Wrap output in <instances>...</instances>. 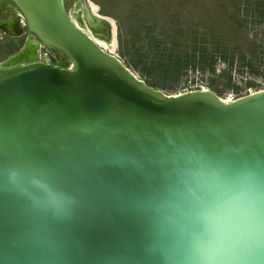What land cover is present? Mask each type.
Listing matches in <instances>:
<instances>
[{
  "label": "water",
  "instance_id": "water-1",
  "mask_svg": "<svg viewBox=\"0 0 264 264\" xmlns=\"http://www.w3.org/2000/svg\"><path fill=\"white\" fill-rule=\"evenodd\" d=\"M12 1L71 65L0 66V264H181L163 206L194 163L258 193V243L231 264H264V88L167 94L63 0ZM82 3L91 26L111 22Z\"/></svg>",
  "mask_w": 264,
  "mask_h": 264
},
{
  "label": "rangeland",
  "instance_id": "rangeland-1",
  "mask_svg": "<svg viewBox=\"0 0 264 264\" xmlns=\"http://www.w3.org/2000/svg\"><path fill=\"white\" fill-rule=\"evenodd\" d=\"M264 1V0H261ZM93 10L107 17L111 22L90 26L85 22L82 13H77L83 27L95 36V32L107 34V38L96 37L101 46L111 50L123 63L148 85L161 89L167 94H175L196 88H209L223 99H235L250 92L264 88V20L258 25L251 23V9L256 0H89ZM73 0L69 1V6ZM175 14L184 21L185 30H196L202 33L204 28H213L216 31H225L230 37L227 28H221L222 21H228L233 15L244 14L248 20L246 32L248 37L256 39L258 56L254 61L258 74H251L245 67H239L237 54L231 70L223 72L226 63L216 60L213 70L201 71L193 68L192 64L180 69L178 74L156 69L157 58H152L167 47L166 54L161 57L168 59L169 52L180 54L181 63H185V54L192 56L191 42L180 40V34L174 28ZM121 17L120 19H118ZM232 21V20H230ZM121 26L127 30L120 31ZM175 30L171 36L170 34ZM220 34V33H219ZM4 43L0 41V44ZM20 42L4 44L0 49V61L7 57L10 50L18 49ZM159 50L156 51V46ZM12 47V48H11ZM232 48V44L228 45ZM231 51V50H230ZM140 53V54H139ZM197 53V52H195ZM149 55L145 60L138 55ZM152 56V57H151ZM160 56V54H159ZM175 56H173V60ZM194 58L189 57L188 60ZM202 59L196 56L195 64ZM146 61V62H145ZM211 62V61H210ZM146 63V64H145ZM215 83L216 87H212Z\"/></svg>",
  "mask_w": 264,
  "mask_h": 264
},
{
  "label": "clouds",
  "instance_id": "clouds-1",
  "mask_svg": "<svg viewBox=\"0 0 264 264\" xmlns=\"http://www.w3.org/2000/svg\"><path fill=\"white\" fill-rule=\"evenodd\" d=\"M181 264H231L251 255L262 217L259 195L221 172L192 164L163 206Z\"/></svg>",
  "mask_w": 264,
  "mask_h": 264
},
{
  "label": "trees",
  "instance_id": "trees-1",
  "mask_svg": "<svg viewBox=\"0 0 264 264\" xmlns=\"http://www.w3.org/2000/svg\"><path fill=\"white\" fill-rule=\"evenodd\" d=\"M176 21L172 23L174 28L180 27L176 29L178 34H180V40L191 42L192 56H189L188 53L185 54L186 62L181 63L180 54L177 53L175 55L172 52H169L168 59L165 57H161L166 54L167 47L163 49V52H159L158 56L153 55L152 58H157L158 61L155 65H153L156 69L162 70L164 72L175 73L178 74L180 69L190 66L192 64L193 68H198L201 71L213 70L215 67L214 63L216 60H223L226 63V67L223 69V72L229 71L233 67V63L235 61V53L237 54V61L239 63V67H245L249 73L258 74L257 69H255L254 61H256L258 52H257V43L256 39H251L248 37V32H246L248 20L245 18L244 14L241 15H233V17L229 18L228 21H222L221 28H227L228 34L230 37H226L227 33L225 31H216V29L204 28L202 33H198V31H190L185 30L184 21L181 19L178 14ZM251 23L254 25H258L264 20V1L256 0L254 2V6L251 9ZM119 17L118 19H120ZM232 20V21H230ZM120 31L125 28L121 26L120 23ZM172 30V29H171ZM170 34H166L167 36H171L175 30H172ZM220 33V34H219ZM226 33V34H225ZM232 44V48H228V45ZM160 48L159 45L156 46V51ZM231 50V51H230ZM197 52V53H195ZM140 54V53H139ZM160 54V56H159ZM140 58H144L145 60L149 57V55H138ZM173 56H175L173 60ZM196 56H200L202 59L195 64ZM194 58L193 60H188V58ZM211 61V62H210ZM146 62V61H145ZM146 64V63H145ZM190 64V65H188ZM229 70H228V69ZM264 78V77H262ZM212 87H216L215 83H211Z\"/></svg>",
  "mask_w": 264,
  "mask_h": 264
},
{
  "label": "flooded vegetation",
  "instance_id": "flooded-vegetation-1",
  "mask_svg": "<svg viewBox=\"0 0 264 264\" xmlns=\"http://www.w3.org/2000/svg\"><path fill=\"white\" fill-rule=\"evenodd\" d=\"M69 1L70 0H63V4L72 19L76 22L81 21L77 14L81 12L85 22L89 24L86 19L82 0H73L71 6H69ZM101 24L108 26V22L105 21H102ZM95 35L107 38L109 33L107 32L105 35L95 32ZM0 41L4 42L0 44V48L4 44L9 45L18 41L21 43L18 49H13L12 47V50L9 49V55L0 61V66L4 64H25L32 61L49 62L65 67L71 65L70 59L61 51L46 47L41 43L34 35L33 31L28 27L21 9L12 0H0Z\"/></svg>",
  "mask_w": 264,
  "mask_h": 264
},
{
  "label": "bare ground",
  "instance_id": "bare-ground-1",
  "mask_svg": "<svg viewBox=\"0 0 264 264\" xmlns=\"http://www.w3.org/2000/svg\"><path fill=\"white\" fill-rule=\"evenodd\" d=\"M93 13L96 17H99V18H102L101 15H99L98 13H96L94 10H93ZM82 29L86 30L84 27H83V24L81 23V21H77L76 22ZM87 31V30H86ZM88 32V31H87ZM92 36V35H91ZM96 37H100L99 35H95ZM95 36H92L97 42L98 40L95 38ZM99 43V42H98ZM100 44V43H99ZM103 47V46H102ZM104 48V47H103ZM105 49V48H104ZM107 50V49H106ZM107 51H110L111 53H113L111 50H107ZM5 65V64H4ZM226 100H231V98H228Z\"/></svg>",
  "mask_w": 264,
  "mask_h": 264
}]
</instances>
